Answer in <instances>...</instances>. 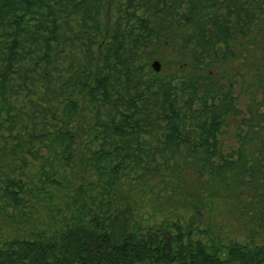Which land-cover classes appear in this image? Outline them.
Listing matches in <instances>:
<instances>
[{
    "label": "trees",
    "instance_id": "trees-1",
    "mask_svg": "<svg viewBox=\"0 0 264 264\" xmlns=\"http://www.w3.org/2000/svg\"><path fill=\"white\" fill-rule=\"evenodd\" d=\"M262 11L264 0H0V215L46 217L0 242V264H264L259 156L222 157L207 129L233 102L220 83L232 77L216 76L223 55ZM144 199L164 213L152 226L136 220ZM207 199L234 206L247 240L195 225Z\"/></svg>",
    "mask_w": 264,
    "mask_h": 264
},
{
    "label": "flooded vegetation",
    "instance_id": "flooded-vegetation-1",
    "mask_svg": "<svg viewBox=\"0 0 264 264\" xmlns=\"http://www.w3.org/2000/svg\"><path fill=\"white\" fill-rule=\"evenodd\" d=\"M254 23L248 34H251L235 46V50H226L227 64L220 67L217 78H238L250 82L247 85H234L232 82L223 88L228 93L229 103L222 114H218L215 126H208L210 143L221 145V156H259L262 194L264 196V14ZM225 51V49H223ZM223 63V62H222ZM243 94V95H242ZM247 101L240 102V96ZM247 95V96H246ZM193 109H197L193 107ZM211 124V122L209 123ZM229 128V130H228ZM231 128V130H230ZM214 130V131H213ZM213 131V132H212ZM215 159V155H206Z\"/></svg>",
    "mask_w": 264,
    "mask_h": 264
},
{
    "label": "rangeland",
    "instance_id": "rangeland-1",
    "mask_svg": "<svg viewBox=\"0 0 264 264\" xmlns=\"http://www.w3.org/2000/svg\"><path fill=\"white\" fill-rule=\"evenodd\" d=\"M106 10H107L106 12L107 14L106 16L104 15L105 17L103 16V19L104 21L105 19L109 21L110 13L112 14L111 5H109ZM231 82L235 83V86L239 84L247 85L250 83L249 81L248 82L240 81L238 78L233 79ZM240 98H241L240 102L247 101L245 95L244 98H242L241 96ZM184 174L189 175L188 173H184ZM202 195L204 198H207L206 194H202ZM182 199L183 202H185V204L188 205L191 197L185 195V197H182ZM149 200L150 199H144V201L140 202L138 204L139 206H137L136 208V220L140 222L144 227L152 226L153 224L158 223L159 220L163 219L164 217V213L159 214L157 211H155L152 208L151 204L149 203ZM209 200L210 199H207L208 202L207 206L203 207L204 208L203 211L200 212L201 217L199 219L198 218L195 219L196 222L195 225L200 230L209 228V230H211L214 233L219 232V236H221L223 239L226 238L230 240L231 238H233L239 242H243L247 240L248 238L247 236H249L248 234H250L248 226H246L245 223H243V219H235L231 217L233 214L230 212L234 213L233 211L234 206H232V204H230L229 202H223L218 200L212 203V201L210 202ZM169 206H172V204ZM168 210L173 211L172 213L174 215L178 214L184 217V220L187 221L190 220L187 218H189L192 215V211L188 210L186 205H184V207L182 208L181 205L176 204L173 206L172 209L169 208ZM22 211L23 212H21V214L17 216V211H13L11 208L7 210V212L10 215L15 214L17 216V219L9 220V218L7 219L0 215V242L7 241L8 239L18 238L27 231H29V229H32L34 227L39 228L40 227L39 223L46 220L45 215L36 214V213L31 214L27 207L23 208ZM23 214L26 215L27 217H29L30 215L32 218H34V220H29V223L18 222L20 221L19 217H21V215ZM35 220H39V221H35ZM256 230L258 231V234L254 236L256 243L264 244V230L262 229L261 230L256 229Z\"/></svg>",
    "mask_w": 264,
    "mask_h": 264
},
{
    "label": "water",
    "instance_id": "water-1",
    "mask_svg": "<svg viewBox=\"0 0 264 264\" xmlns=\"http://www.w3.org/2000/svg\"><path fill=\"white\" fill-rule=\"evenodd\" d=\"M151 64H152L151 67H152V69H153V71H154L155 73H157V72L160 71V69H161V64H160V62H159L158 60L153 61Z\"/></svg>",
    "mask_w": 264,
    "mask_h": 264
}]
</instances>
